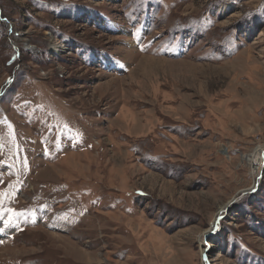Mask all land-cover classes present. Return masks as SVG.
Masks as SVG:
<instances>
[{
	"label": "rangeland",
	"instance_id": "obj_1",
	"mask_svg": "<svg viewBox=\"0 0 264 264\" xmlns=\"http://www.w3.org/2000/svg\"><path fill=\"white\" fill-rule=\"evenodd\" d=\"M263 147L264 0H0V264H264Z\"/></svg>",
	"mask_w": 264,
	"mask_h": 264
},
{
	"label": "bare ground",
	"instance_id": "obj_2",
	"mask_svg": "<svg viewBox=\"0 0 264 264\" xmlns=\"http://www.w3.org/2000/svg\"><path fill=\"white\" fill-rule=\"evenodd\" d=\"M54 49V47H52ZM60 49H64L65 46L63 45H60L59 46ZM52 49V50H53ZM56 50V49H55ZM54 50V51H55ZM58 51V50H56ZM59 52V51H58ZM262 154L264 155V147L261 149V150H258V152H256L252 157H250V159H247V161L250 163V166L253 167V175L256 177L260 171H261V163H262V160H261V157H262ZM259 158V165L257 166V168H255L254 166V162H255V158ZM15 230V223L12 222V221H7L5 219H0V240L5 241V239L7 238L6 236L8 235L9 236V232L12 233L14 232ZM207 233V232H206ZM209 234V231L208 233ZM6 237V238H5ZM208 245V244H207ZM209 246H206V248H208Z\"/></svg>",
	"mask_w": 264,
	"mask_h": 264
}]
</instances>
